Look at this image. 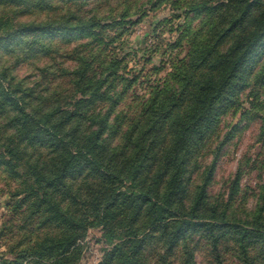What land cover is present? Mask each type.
<instances>
[{"label": "rangeland", "instance_id": "obj_1", "mask_svg": "<svg viewBox=\"0 0 264 264\" xmlns=\"http://www.w3.org/2000/svg\"><path fill=\"white\" fill-rule=\"evenodd\" d=\"M234 1L27 0L2 11L30 24L70 18L85 29L47 34L34 28L0 44V158L11 148L6 158L18 165L12 170L0 163V264H32L33 255L25 257L22 252H30L29 246L41 242L49 228L57 235L78 230L80 235L67 253L72 264L109 263L116 244L129 240L131 222L125 217L117 227L85 230L57 219L54 207L33 214L38 199L27 190L39 169L29 164L46 163L51 168L100 128L99 158H116L113 166L121 158H142L146 148L147 158H177L158 134L146 135L145 130L149 119L164 114L183 91L188 102L169 114L188 116L198 103L197 94L208 82L221 78L227 67L224 55L256 28L264 0H249L252 15L221 38L237 11ZM54 109L79 110L82 118L57 130L49 122L48 131L36 120L30 122L32 115L39 118ZM212 120L203 139L192 138L193 147L183 149L178 157L193 158L186 175L188 195L179 209H192L200 187L206 184L207 207L216 208L224 222L259 218L264 215V44L243 83L217 108ZM169 121L163 132L176 138ZM141 141L144 149L139 148ZM78 171L68 177L58 196L66 204L73 201V210L85 211L84 218L93 220L100 212L98 197L107 194L110 182L104 171L91 166ZM117 185L124 191L130 183ZM125 206L119 200L114 207L116 214H122L119 218L132 209ZM111 229L114 234L108 239ZM169 232L142 236L146 264L160 258L168 264H218L210 232L193 233L174 249L168 245ZM224 240L219 245L238 247L234 240ZM57 249L47 251L49 256ZM223 258L221 264H240L232 252Z\"/></svg>", "mask_w": 264, "mask_h": 264}, {"label": "trees", "instance_id": "obj_2", "mask_svg": "<svg viewBox=\"0 0 264 264\" xmlns=\"http://www.w3.org/2000/svg\"><path fill=\"white\" fill-rule=\"evenodd\" d=\"M26 1L0 0V44L8 40H14L17 36L25 32H31L34 28L47 34H53L59 30L79 32L85 29V26L72 22L70 18L45 20L41 23L30 24L16 21L15 16L2 12L11 6H19V4ZM28 2L41 3L42 0H28ZM234 4L237 11L233 17L229 18L222 39L238 26H241L249 15H252L250 11L252 3L249 0H235ZM203 6L204 4L200 8ZM206 7H208V3ZM258 18L256 28L241 37L240 42L224 55L223 60L224 62L227 61V67L222 70L221 78L208 82L203 91L197 94L198 103L188 116L183 118V114L180 113L176 116L169 114L174 108L180 109L184 102H188L186 92L183 91L182 96L177 101H173L174 103L172 102L165 109L164 114H157L149 119L145 134H158L159 140L165 141L167 146H171V151L176 153L177 158H147L149 148H146L142 158H128L127 160L121 158V161L113 166L112 162L116 158H99L101 153L99 139L102 134V128H100V130L90 134L84 144L78 145L75 152L70 150L67 158H59L51 168L46 163H42V165L29 164L31 169H39L38 175L34 178V184L29 186L30 188L27 190L31 194L35 193L37 195L38 204L33 214L39 212L42 214L48 207L50 209L54 207L57 219L66 220L69 225L83 226L85 230L90 226L102 225L110 228L115 225L117 227L118 223L125 221L126 217L131 222L127 228L130 232V238L124 243L116 244L108 264H146L142 258L145 246V239L142 236H154L158 232L164 234V231L168 229L170 230L168 245L173 249L189 235L206 231L210 232L212 236L210 244L216 252L218 264L222 263L226 252H232L238 257L240 264H264V215H260L259 218L252 221L249 219H235L232 222H224L220 219L221 217L218 215L216 208L210 209L207 207L206 184L200 187L192 209L185 212L179 209L188 195L186 175L193 161V158H178L180 152L183 149L193 147L190 144L192 138L203 139L211 125L210 123L213 121L212 118L216 114L217 108L229 99L237 87L243 83L251 61L264 44V11ZM93 25L88 24V27H93ZM31 35L35 40L34 35L32 33ZM31 40L29 39V41ZM208 53L210 54V52ZM188 87L187 84L184 89ZM79 113V110L62 111L61 109H54L45 112L39 118L32 115L30 122L36 120L38 126L47 131L50 129L49 122H52V127L57 130L71 121L77 123L78 119L82 118ZM168 119H170L171 128L175 129L176 138L172 136L168 138L170 135L168 131L163 132ZM153 144L154 140L149 146L151 149ZM138 145L142 149L145 147L142 141ZM7 147L9 148V146ZM6 153L8 155H2V158H0L1 165L12 167V170L18 168V165L15 166L11 161L12 158H6L12 153L11 148ZM85 164L91 166L93 170L104 171L105 178L110 182L107 194L98 197V209L101 213H97L93 220L84 218L87 212L73 210V201L71 204H66L58 196V194L63 193L68 177L78 174V170L86 166ZM117 182L130 183V186L127 190L122 191L121 185H117ZM206 183H208V178ZM141 184L142 188H136ZM36 190H42L43 192L38 194ZM119 200L126 203L125 207L127 209L132 206V209L128 210L126 216L122 218H119L122 214H116L114 208ZM143 206L146 208L142 209ZM177 216L181 219L173 220ZM41 225L42 223H39L38 227L40 228ZM155 231L156 233H154ZM29 232L32 236L35 228ZM112 234H114V231L112 229L108 230V239H112ZM79 235L78 230L57 235L54 230L49 228L41 235V242L32 243L29 246L30 252L25 250L22 253H25V257L33 255L32 264H72L70 255L67 253L71 250ZM33 239L30 241H33ZM222 239L223 241H225L224 239L226 241L234 240L238 247L225 242L219 245ZM54 247H58V249L50 257L48 252ZM49 257V262L45 263V259ZM155 264H168V262L166 258H160Z\"/></svg>", "mask_w": 264, "mask_h": 264}]
</instances>
